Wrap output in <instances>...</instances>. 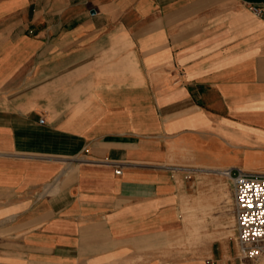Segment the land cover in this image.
<instances>
[{"label": "crops", "instance_id": "1", "mask_svg": "<svg viewBox=\"0 0 264 264\" xmlns=\"http://www.w3.org/2000/svg\"><path fill=\"white\" fill-rule=\"evenodd\" d=\"M235 167L264 0H0V264H264L223 230Z\"/></svg>", "mask_w": 264, "mask_h": 264}, {"label": "built area", "instance_id": "2", "mask_svg": "<svg viewBox=\"0 0 264 264\" xmlns=\"http://www.w3.org/2000/svg\"><path fill=\"white\" fill-rule=\"evenodd\" d=\"M222 174L233 183L239 257L257 262L264 258V172L235 167Z\"/></svg>", "mask_w": 264, "mask_h": 264}, {"label": "rangeland", "instance_id": "3", "mask_svg": "<svg viewBox=\"0 0 264 264\" xmlns=\"http://www.w3.org/2000/svg\"><path fill=\"white\" fill-rule=\"evenodd\" d=\"M233 202L234 200H232L231 198H228V203L231 204V217L228 219L226 226L223 228V230H225V233L228 235L230 234V239L232 244H235L237 246V254L239 256V250H238V241H237V224H236V215L234 213V206H233ZM238 260H243L245 262H251L253 263V261L251 259H241L240 257H238Z\"/></svg>", "mask_w": 264, "mask_h": 264}]
</instances>
